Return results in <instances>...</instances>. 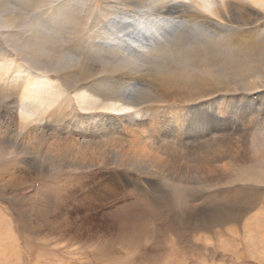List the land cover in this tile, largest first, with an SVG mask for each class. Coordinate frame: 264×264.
<instances>
[{"label": "bare ground", "instance_id": "1", "mask_svg": "<svg viewBox=\"0 0 264 264\" xmlns=\"http://www.w3.org/2000/svg\"><path fill=\"white\" fill-rule=\"evenodd\" d=\"M261 134L264 0H0V157L195 189L264 180Z\"/></svg>", "mask_w": 264, "mask_h": 264}, {"label": "rangeland", "instance_id": "2", "mask_svg": "<svg viewBox=\"0 0 264 264\" xmlns=\"http://www.w3.org/2000/svg\"><path fill=\"white\" fill-rule=\"evenodd\" d=\"M261 128L250 122L242 138ZM31 159L0 157V264H264L263 179L194 189L122 166L49 171ZM108 172L122 191L95 194L96 175Z\"/></svg>", "mask_w": 264, "mask_h": 264}]
</instances>
